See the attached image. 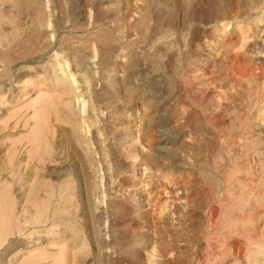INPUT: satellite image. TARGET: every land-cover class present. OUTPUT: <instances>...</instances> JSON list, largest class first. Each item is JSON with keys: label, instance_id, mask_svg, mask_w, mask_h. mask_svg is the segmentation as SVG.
Listing matches in <instances>:
<instances>
[{"label": "rangeland", "instance_id": "374dc122", "mask_svg": "<svg viewBox=\"0 0 264 264\" xmlns=\"http://www.w3.org/2000/svg\"><path fill=\"white\" fill-rule=\"evenodd\" d=\"M7 186L0 264H264V0H0Z\"/></svg>", "mask_w": 264, "mask_h": 264}, {"label": "bare ground", "instance_id": "6f19581e", "mask_svg": "<svg viewBox=\"0 0 264 264\" xmlns=\"http://www.w3.org/2000/svg\"><path fill=\"white\" fill-rule=\"evenodd\" d=\"M260 18V17H259ZM258 18V19H259ZM261 19V18H260ZM262 19L259 21L261 22ZM263 26V25H262ZM248 28V27H247ZM247 28H241V31L244 32L245 29ZM246 32V31H245ZM246 34V33H245ZM248 34V33H247ZM241 36V35H240ZM247 37V36H246ZM245 37V38H246ZM241 40V39H240ZM247 40V39H246ZM239 41V40H238ZM244 45V42L242 44V46ZM257 46V45H256ZM241 47V46H240ZM262 56V55H261ZM213 57V56H212ZM231 57L238 60V59H241V57H246L244 55V51L243 50H240V49H234L232 52H231ZM231 58V59H232ZM236 63V62H235ZM218 65V63H217ZM239 65V63H238ZM242 66V64H240ZM211 67V66H210ZM245 67V66H244ZM248 67V66H247ZM223 69V68H221ZM173 71V70H172ZM222 70H212L210 68H200V70L198 69L197 72L195 71L193 76L195 78H198V77H207L210 79V81L208 82L209 84H211V86L208 85L206 86V83H202V85H205V87L203 86H199L198 88V96H196L195 98H198L200 99L201 101L199 102L200 104L199 105H203L202 106V112L205 113V117L203 119L202 122H204L205 124H208V123H212L214 125H218V123L222 122L223 121V116L225 114V111H227V107H233L234 110H238L240 111L239 109H242L243 108L240 106L241 104H243V100L239 101L238 102V99H240L242 95V91L241 90H237L236 91H233V92H229V91H225L226 93V96L223 98V99H227L225 102V100H223L224 102L223 103H220L219 104V108H217V103L219 102H214L216 103V107L215 108H211L210 105H209V102H207V93L211 87H215V86H223L225 85L226 83H229L231 84V86L233 85L231 83L232 79L230 77V79L226 76H223V73L221 72ZM248 71V70H247ZM189 72V71H188ZM236 72V71H235ZM230 73V72H229ZM238 73V72H237ZM245 74V73H244ZM235 75V74H234ZM171 76V80L174 78L173 77V74L170 75ZM241 79V78H240ZM205 82V81H204ZM233 87V86H232ZM235 90V89H234ZM224 91V90H222ZM212 92V91H211ZM223 94V93H222ZM224 95V94H223ZM218 96V95H217ZM216 96V97H217ZM258 98V97H257ZM244 99V98H243ZM259 99V98H258ZM214 100V99H213ZM222 100V99H221ZM206 101V102H205ZM216 101V100H215ZM214 105V104H213ZM217 108V109H216ZM240 113V112H239ZM246 113V112H245ZM207 114H209L210 116H207ZM243 114V113H241ZM242 116V115H241ZM237 117V116H236ZM236 117L234 118V123L235 121L237 120ZM238 120L242 123L245 118L243 117H238ZM238 122V121H237ZM236 122V123H237ZM221 131V130H220ZM213 132V131H212ZM208 133H210L208 131ZM215 134V133H214ZM220 135V134H219ZM210 136V135H209ZM221 137V136H220ZM212 139V138H211ZM216 154V153H215ZM214 187V186H213ZM212 187V188H213ZM221 189V188H220ZM14 191L12 189V186H7V187H3L2 189V192H1V198H0V242L3 241L6 237V235L10 234V233H13V232H17L19 230H21L25 224L27 222H29L31 216H28V214L25 215V220L26 222H24V219L23 221L19 219L18 215L15 214V209L18 206V202H19V198L21 195H17L14 194ZM214 191V190H213ZM218 196V195H217ZM227 199V198H226ZM229 200H227L228 202ZM232 201V200H231ZM229 203V202H228ZM44 212L43 209H38V211L36 212V215H32V222H34L36 220L37 217H39L42 213ZM59 259H61L60 261H64L66 259V255H65V252H62L60 253Z\"/></svg>", "mask_w": 264, "mask_h": 264}]
</instances>
